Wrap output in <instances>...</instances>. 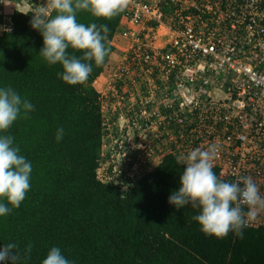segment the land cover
Instances as JSON below:
<instances>
[{"label": "trees", "instance_id": "16d2710c", "mask_svg": "<svg viewBox=\"0 0 264 264\" xmlns=\"http://www.w3.org/2000/svg\"><path fill=\"white\" fill-rule=\"evenodd\" d=\"M123 12L111 19L78 12V22L109 29L110 54L99 66L93 62L83 84L63 82L62 66H49L38 55L43 41L30 26L31 13L14 11L12 29L0 30V87L13 88L34 105L3 133L14 137L32 173L25 200L0 218V246L15 243L23 253L30 244L24 264H42L52 247L73 264H264V227L248 226L243 238L230 232L216 239L192 219L198 209L176 210L168 203L185 167L174 154L125 189L100 178L106 133L94 81L116 51L112 41ZM59 128L64 136L57 142Z\"/></svg>", "mask_w": 264, "mask_h": 264}, {"label": "built area", "instance_id": "2783aa9c", "mask_svg": "<svg viewBox=\"0 0 264 264\" xmlns=\"http://www.w3.org/2000/svg\"><path fill=\"white\" fill-rule=\"evenodd\" d=\"M0 2L1 31L12 29L14 11L33 15L45 6V0ZM125 4L114 36L124 48L115 47L119 58L94 84H106L97 90L109 114L105 133L122 134L115 143L135 151L129 178H142L158 158L151 135L157 148L163 142L169 149L162 159L218 144L213 169L234 182L250 176L264 194V0ZM249 227H264V209Z\"/></svg>", "mask_w": 264, "mask_h": 264}, {"label": "clouds", "instance_id": "9594fccd", "mask_svg": "<svg viewBox=\"0 0 264 264\" xmlns=\"http://www.w3.org/2000/svg\"><path fill=\"white\" fill-rule=\"evenodd\" d=\"M29 21L33 30L42 36L39 56L49 65L60 64L58 76L69 85L83 84L96 66L110 54L107 46V25H85L77 21L79 11L95 18L111 19L126 7L125 0H45ZM54 12L55 15H51ZM103 33V34H102ZM81 50L75 57L66 51ZM34 105L11 87H0V218L19 208L30 190L32 164L20 154L12 135H4L18 119L27 118ZM63 128L57 129L56 141L63 139ZM219 156V145L206 149L195 148L176 157L185 166L179 176V187L171 193L168 203L176 210L191 206L199 210L192 217L199 230L216 239H224L230 232L243 238V230L264 209V194L252 177H240L236 182L222 180L213 171ZM118 184V183H116ZM247 209V210H245ZM31 253L29 244L23 253L15 243L0 246V264H24ZM42 264H73L52 247Z\"/></svg>", "mask_w": 264, "mask_h": 264}, {"label": "rangeland", "instance_id": "374dc122", "mask_svg": "<svg viewBox=\"0 0 264 264\" xmlns=\"http://www.w3.org/2000/svg\"><path fill=\"white\" fill-rule=\"evenodd\" d=\"M4 7L5 5H3V3L0 2V11H2ZM12 9L15 10V8L13 7ZM6 11L7 12L10 11V4H8V6L6 7ZM118 58L119 56L117 57V59ZM114 62L115 60L111 59L107 68H109ZM102 77L106 79L105 75H103ZM107 80L109 79L107 78ZM94 85L96 86V84ZM105 88H106V84L101 83L98 85L97 90L100 89L104 91ZM104 116H106V119L107 117H109V114L107 113V111L105 112ZM104 116H103V122H104ZM121 135L122 134L120 133L118 135L111 134V133L108 135L106 134V138H104L106 139V144L103 146V159L99 166L98 173H99L100 178L104 180L105 182H111L115 184L118 183L119 185L123 187V189H125L129 186V181L131 184L135 182V181H132L131 178H129V176L132 173L129 169V166L132 168L134 165V163L132 162V159H133L132 157L134 156L135 151L133 150V148L129 146L121 147L122 145L120 146L118 143H115V139L117 138V136H121ZM147 140L150 141L151 144L157 149V152L158 150L161 151L156 160H151L150 163H148L149 164L148 170H152L154 167H156L157 164H159V160L162 159L164 154L167 153L169 149L165 147L166 145H162L163 142L162 144L158 145V148H157L156 142L154 140V136H151V135L148 136ZM169 142L167 144H169ZM129 159L131 163H129ZM128 169H129V172H128L129 176L127 174Z\"/></svg>", "mask_w": 264, "mask_h": 264}, {"label": "crops", "instance_id": "0c3cea01", "mask_svg": "<svg viewBox=\"0 0 264 264\" xmlns=\"http://www.w3.org/2000/svg\"><path fill=\"white\" fill-rule=\"evenodd\" d=\"M113 45L116 47V46H118V48L119 47H122V48H124V45L123 44H125V40L124 39H122L121 37H116V38H114V40H113ZM117 52V49H116V51H115V53ZM114 53V55H113V57H112V60H117V57H118V55H116Z\"/></svg>", "mask_w": 264, "mask_h": 264}]
</instances>
